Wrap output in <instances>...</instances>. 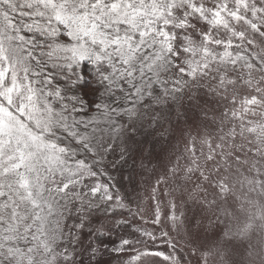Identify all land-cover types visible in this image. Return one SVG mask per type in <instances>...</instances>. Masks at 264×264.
<instances>
[{
	"label": "snow or ice",
	"instance_id": "obj_1",
	"mask_svg": "<svg viewBox=\"0 0 264 264\" xmlns=\"http://www.w3.org/2000/svg\"><path fill=\"white\" fill-rule=\"evenodd\" d=\"M262 86L264 0H0V264L170 262L165 220L232 244L220 209L179 207L211 175L196 140L161 161L187 125L213 129L208 161L255 156ZM141 182L147 209L121 190Z\"/></svg>",
	"mask_w": 264,
	"mask_h": 264
},
{
	"label": "rangeland",
	"instance_id": "obj_2",
	"mask_svg": "<svg viewBox=\"0 0 264 264\" xmlns=\"http://www.w3.org/2000/svg\"><path fill=\"white\" fill-rule=\"evenodd\" d=\"M243 27L240 25L241 29ZM261 101L257 108L258 117H264V86L261 88ZM185 129L182 135L177 133L171 147L164 152L161 163L167 164L169 161L175 163L177 155L181 156V165L185 163L184 157L192 159L187 149L191 140L195 139L197 151L201 153L198 157L199 167L211 175L208 181L200 182V189L194 187L196 181L194 177L193 182L185 189L184 202L178 201L179 207L184 210L187 206L191 210L189 211L191 215L192 212L198 211L196 207L198 204H204L205 208L199 210L200 215L209 217H215L218 214L217 210L220 209L219 217L227 226L228 236L233 243H226L223 237H214L206 221L205 232L197 235L195 229L189 231L186 223L178 221L177 224L170 225L169 221L165 220L158 231L152 228L149 230L156 231L158 237L162 232L168 233L166 239H158L156 243L158 250L169 254L172 260L170 262L156 260L154 264H264V184H257L258 178L254 175L257 163L264 170V148L255 156L251 153L242 154L241 160L237 162L234 156L239 150L229 145L224 147L223 152L216 149L219 155L214 161H208L207 138L211 135L213 144L217 143L213 129L204 125L197 127L187 125ZM155 166L156 162H153L149 171ZM117 178L119 179L118 174ZM221 178L228 185L226 198L212 186L213 180ZM144 179L148 177L145 176ZM121 190L126 191L130 199L139 198L145 209L148 208L150 190L147 184L141 182L136 191L125 184ZM213 197L216 198V205L207 207L206 201ZM202 255L207 257L206 262L199 260Z\"/></svg>",
	"mask_w": 264,
	"mask_h": 264
}]
</instances>
